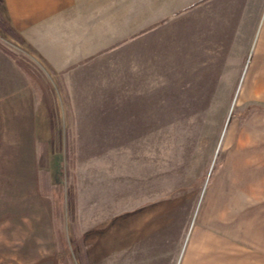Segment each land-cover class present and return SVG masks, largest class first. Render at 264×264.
I'll use <instances>...</instances> for the list:
<instances>
[{
    "label": "rangeland",
    "instance_id": "374dc122",
    "mask_svg": "<svg viewBox=\"0 0 264 264\" xmlns=\"http://www.w3.org/2000/svg\"><path fill=\"white\" fill-rule=\"evenodd\" d=\"M252 34L220 77L106 100L0 27L47 122L0 166V264H264V10Z\"/></svg>",
    "mask_w": 264,
    "mask_h": 264
},
{
    "label": "crops",
    "instance_id": "0c3cea01",
    "mask_svg": "<svg viewBox=\"0 0 264 264\" xmlns=\"http://www.w3.org/2000/svg\"><path fill=\"white\" fill-rule=\"evenodd\" d=\"M262 4L264 0H0V18L61 81L74 79L80 93H86L84 87L101 88L95 94L111 100L110 95L123 93H157L152 87L160 75L167 88L184 86L188 78L222 76L220 62L237 58L234 45L249 44ZM28 77L16 57L0 46V166L5 172L15 157H37L38 142L47 140L45 108ZM257 87L264 88V82Z\"/></svg>",
    "mask_w": 264,
    "mask_h": 264
},
{
    "label": "trees",
    "instance_id": "16d2710c",
    "mask_svg": "<svg viewBox=\"0 0 264 264\" xmlns=\"http://www.w3.org/2000/svg\"><path fill=\"white\" fill-rule=\"evenodd\" d=\"M0 27L4 30V29H7V27H6V25H4V23L3 24H0ZM3 50L5 51V52H7V53H10L9 51H7V50H5L4 48H3ZM20 65L22 66V64L20 63ZM23 67V66H22ZM23 69H24V67H23ZM41 192L43 193V195L45 194V191L41 188ZM60 237V238H59ZM59 237H58V240H59V252H58V256L60 257V260H62V259H64V258H66L67 257V255L69 254V248H70V246H67V244L65 243V242H63V240H62V236L61 235H59ZM59 257H58V259H59Z\"/></svg>",
    "mask_w": 264,
    "mask_h": 264
}]
</instances>
